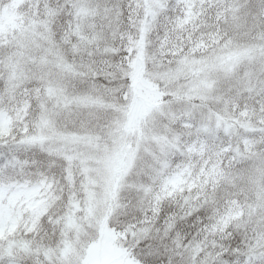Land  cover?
<instances>
[{
  "label": "snow or ice",
  "instance_id": "obj_1",
  "mask_svg": "<svg viewBox=\"0 0 264 264\" xmlns=\"http://www.w3.org/2000/svg\"><path fill=\"white\" fill-rule=\"evenodd\" d=\"M0 264H264V0H0Z\"/></svg>",
  "mask_w": 264,
  "mask_h": 264
}]
</instances>
